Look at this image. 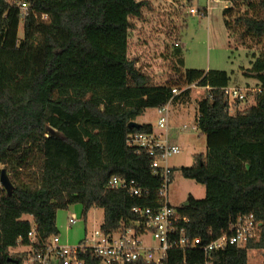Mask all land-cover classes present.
Masks as SVG:
<instances>
[{
  "label": "trees",
  "instance_id": "obj_1",
  "mask_svg": "<svg viewBox=\"0 0 264 264\" xmlns=\"http://www.w3.org/2000/svg\"><path fill=\"white\" fill-rule=\"evenodd\" d=\"M227 1L231 38L237 27L241 35L264 36V0ZM12 2L0 0V175L3 165L28 171L32 156L40 160L36 171L14 182L12 195L0 184V264H24L26 252L12 250L29 243L34 227L41 242L59 234V210L71 203L82 204L85 220L91 209H103L106 233L137 220L135 207L159 208L164 179L153 172L148 151L128 144L131 134L152 133L154 126L130 122L148 109L192 102L193 84L206 91L196 102L207 149L181 171L204 185L206 196L190 194L177 206L190 220L186 230L206 245L239 216L254 214L260 225L245 246L172 247L162 264H249L251 250L264 251V53L253 52L243 70L256 80L247 91L226 70L185 68L176 42L177 78L158 85L129 56L131 18L141 17L149 0H29L25 12ZM206 7L199 6L204 16ZM229 86L242 88L245 98L231 103ZM249 92L254 103L243 107ZM113 176L134 180L143 195L110 187ZM81 257L101 264L91 252Z\"/></svg>",
  "mask_w": 264,
  "mask_h": 264
},
{
  "label": "rangeland",
  "instance_id": "obj_2",
  "mask_svg": "<svg viewBox=\"0 0 264 264\" xmlns=\"http://www.w3.org/2000/svg\"><path fill=\"white\" fill-rule=\"evenodd\" d=\"M150 6L143 11L141 17H133V27L130 30L129 56L136 59L138 66L153 76L158 85L168 80H175L176 69L179 68L178 59L174 53L175 43L179 42L185 59V68L204 70L222 69L228 71L233 78L238 77L240 86L251 91L256 80L243 75L244 68L251 66V54L264 53V36L254 37L242 34L243 27H237L235 37L231 38L224 21V9L231 6L227 0H149ZM255 1V0H254ZM208 6V15H188L190 7ZM246 11L247 7L242 6ZM251 12V11H250ZM253 12V11H252ZM190 13V12H189ZM258 14H262L259 11ZM187 23V28L183 24ZM24 36V24L21 22L19 38ZM184 69V68H182ZM249 85V86H248ZM193 101L183 104H170L168 116V138L182 148V152L174 154L168 159L173 169V182L170 184L168 201L179 206L184 203L190 194L201 199L206 196L204 185L193 179L185 178L181 167L193 163L195 153L205 152L207 149L206 136L202 133L197 121V102L203 97L205 88L192 85ZM249 88V89H248ZM178 93V92H177ZM254 103V95L249 92L242 106ZM234 111L233 109L231 110ZM160 114L156 108L148 109L141 122L152 123L159 132L158 121ZM188 128L182 130L183 126ZM181 128V130H179ZM30 170L8 171L14 183L21 180L29 171L34 172L39 166V155L35 154ZM2 168H6L4 165ZM83 206L81 203H71L68 208H62L58 213L59 234L64 243L78 245L87 234L91 235L101 228L104 221V210L93 208L85 220L82 218ZM31 218L30 216H26ZM71 217H77V222L70 223ZM157 243L156 241H152ZM13 249L12 252H16ZM249 264H264V251L251 250Z\"/></svg>",
  "mask_w": 264,
  "mask_h": 264
},
{
  "label": "built area",
  "instance_id": "obj_3",
  "mask_svg": "<svg viewBox=\"0 0 264 264\" xmlns=\"http://www.w3.org/2000/svg\"><path fill=\"white\" fill-rule=\"evenodd\" d=\"M25 12L30 8L29 0H13ZM208 11V6L206 7ZM193 15H204L199 7H190ZM174 92H178L174 89ZM231 103L238 98H245V91L236 86L226 88ZM160 118L159 128L168 132L169 105L157 109ZM184 125L182 130L187 129ZM133 133L128 138V144L137 151H148L153 158L152 168L156 175L163 177L162 191L164 202L159 208L135 207L138 215L126 229L115 232H104L101 228L87 235L78 245H68L63 242L60 234H51L44 241L38 238L35 227L29 232V243H21L15 251L26 252L24 264H86L82 254L91 252L100 257L101 264H128L144 262L162 264L168 251L176 247L186 251L190 248L202 247L206 252L223 249L227 245L245 246L248 241L257 236L260 223L254 214L239 216L229 230L209 244L204 245L200 236H192L186 230L185 224L189 218L179 213L177 206L168 201L169 187L173 169L168 159L182 152L179 144L172 142L167 133ZM112 188L124 189L135 196H142L143 189L134 180L113 176L109 181ZM77 217H71L70 223L77 222ZM156 241L157 243H153Z\"/></svg>",
  "mask_w": 264,
  "mask_h": 264
},
{
  "label": "water",
  "instance_id": "obj_4",
  "mask_svg": "<svg viewBox=\"0 0 264 264\" xmlns=\"http://www.w3.org/2000/svg\"><path fill=\"white\" fill-rule=\"evenodd\" d=\"M139 123L137 121H132L130 122V126H138ZM0 184L2 185V187L6 190V192L9 195L13 194L14 191V183L12 182L8 171L6 170V168H3L1 171V175H0Z\"/></svg>",
  "mask_w": 264,
  "mask_h": 264
},
{
  "label": "crops",
  "instance_id": "obj_5",
  "mask_svg": "<svg viewBox=\"0 0 264 264\" xmlns=\"http://www.w3.org/2000/svg\"><path fill=\"white\" fill-rule=\"evenodd\" d=\"M169 106H170V105H169ZM145 113H146V112H145ZM142 116H144V115H142ZM142 116H139V117L137 118L136 121H137L138 123H145V122H141V121H140V117H142ZM197 117H198V115H197ZM153 126H154V125H153ZM154 129H155V127H154ZM179 130H181V128H180ZM184 130H185V129H184ZM155 131H157V130L155 129ZM164 132H165V131H161V130H160L159 132L157 131V133H164ZM172 182H173V181H172ZM87 235H88V234H87Z\"/></svg>",
  "mask_w": 264,
  "mask_h": 264
}]
</instances>
